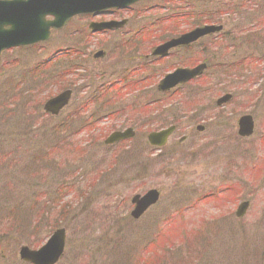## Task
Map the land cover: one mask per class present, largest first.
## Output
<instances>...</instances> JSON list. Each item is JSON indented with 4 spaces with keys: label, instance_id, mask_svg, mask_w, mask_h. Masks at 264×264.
Instances as JSON below:
<instances>
[{
    "label": "rangeland",
    "instance_id": "rangeland-1",
    "mask_svg": "<svg viewBox=\"0 0 264 264\" xmlns=\"http://www.w3.org/2000/svg\"><path fill=\"white\" fill-rule=\"evenodd\" d=\"M233 2L229 5L236 6L237 13H233L230 6L217 11L218 5H212L211 0L143 1L135 5L132 12L122 13L121 17L130 20L129 27L159 25L168 30L159 27L157 38L145 37L152 44L143 48L140 44L136 49L123 48L122 56L144 54L157 41L175 36L178 29L168 25L177 26L181 20H187L184 25L189 29L212 21L223 25L217 40H222V44H215L219 46L217 56L222 57V62L223 59L250 55L253 52L246 48L254 37L239 43V49L227 50L231 44L229 39L237 38L238 34V39H243L239 27L249 26L254 21V28L259 31L253 32L252 36L262 35L261 43L264 44V0L246 3L241 13L239 3L243 1ZM168 16H172L173 21L165 22ZM85 23L86 20L77 18L65 29L55 31L42 46L0 56V264H25L18 259L19 248L25 245L39 248L58 228L65 230V247L56 264H264V189L254 195L256 190L249 181L246 186V180L256 176L248 165L247 155L255 149L258 132L264 131V111L261 108L252 111L256 131L248 139L236 138V130L227 132L218 127L216 131L203 134L190 133L177 114L182 111L191 114V109L198 104L194 106L182 96L159 101L156 92L148 91L154 93L135 98L124 95L122 106H118L121 111L112 116L103 118L106 111H93L92 121L82 128L85 129L82 133H74L76 127L73 125H68L70 130L65 132L62 128L67 124L59 125L73 108L65 109L56 119L44 115L41 105L46 93H38L36 89L47 88L51 94V84L56 79L48 81L45 76H32L42 72L33 66L55 50L69 46V57L57 60L56 68L58 72L60 69L72 70L74 75L59 77L60 88L74 81L76 86L91 84V81L98 85L101 76L95 74L100 75L108 59L93 60L90 56L96 50L106 49L108 40L99 35L91 37L88 43L74 40L71 33L75 29L81 30ZM114 42L115 39L112 45L117 46L118 42ZM84 46L85 55L74 53V49L83 50ZM112 48L118 54L119 48ZM197 55L198 47H193L188 55L190 65L196 64ZM12 56L24 59L9 64L7 61ZM68 61L71 65L66 69ZM171 61L162 62V74ZM76 66L84 68L76 70ZM27 68L29 76L19 75ZM221 71L224 74L228 68L222 66ZM93 74L94 79H87ZM185 88L187 95L184 96L190 95L193 100L198 97L197 85ZM148 103L152 104L146 105ZM162 106L170 107L160 112ZM34 110L42 114L39 120L36 115L34 121L31 115ZM196 116L197 111H193L192 118ZM175 122L180 125V131H175L169 138L166 151L172 153L175 148L169 144L188 134L193 141L184 144L187 150L181 148L172 154L163 150L153 152L145 141L146 134ZM127 127L135 130L133 138L104 148L103 140L110 132ZM86 135L92 137L91 141L86 140ZM217 136L227 139L209 143ZM208 148H215L214 153ZM242 158H246V162ZM229 162L232 163L230 167ZM227 168L233 170L236 183L243 185L236 194V203L226 202L231 198L228 193H221L219 201L193 200L199 194L194 193V189L214 190ZM150 188L160 191L159 202L152 205L143 219L137 222L127 219L130 198ZM49 198L52 207L47 205ZM243 199L249 200L250 206L242 218H237L234 212ZM36 203L42 206L43 213L36 214ZM219 214L230 218L217 216ZM149 221L155 222L150 224ZM181 222L191 228L203 223L196 229L201 239L187 241L189 226ZM31 223L36 224V229Z\"/></svg>",
    "mask_w": 264,
    "mask_h": 264
},
{
    "label": "flooded vegetation",
    "instance_id": "flooded-vegetation-1",
    "mask_svg": "<svg viewBox=\"0 0 264 264\" xmlns=\"http://www.w3.org/2000/svg\"><path fill=\"white\" fill-rule=\"evenodd\" d=\"M141 3V2H139ZM136 3L135 5L139 4ZM135 5L124 9V10H118V9H109L106 10L100 14H87V15H79L76 17H73L69 22H73L75 19L79 18L81 20H86V23L82 25L81 30H74L73 33H71L72 38L74 40L78 39L79 42L85 41L88 43V40L93 36H100L104 37L106 40V49L102 50H96L92 53L91 58L93 60H98L101 58H105L104 60L108 59V62L106 65L102 66V71L100 72V75L97 73L95 76H101V82L96 85L93 84L91 81L90 83H86L84 85L76 86L75 83H72V93L70 97V105L69 108H73L74 115L73 118H75L78 122H84L88 123L92 121V115L93 111H106V115L103 118L108 117L109 115L112 116V113L121 111L122 106V98L124 95H133L135 97L140 96L141 94H147L149 96L148 91H154L157 94H166L167 96H184L187 95L186 88L188 86L189 82L182 83L178 85L173 90H170L166 93H160L156 90L155 87V78L162 76V70L160 65L162 62L168 61V59H172L171 62L166 66L167 71H171L176 67H187L188 66V55L190 46H178L175 48H172L168 52L167 57H152L150 55V52L152 49H154L156 46L166 42V40L172 38L169 37L166 40L157 41L156 44H153V47L149 49L148 52L141 54L139 53H133V56L129 57H123L122 54L124 52V49H130V48H140V44L142 45V48L144 46H148L149 44H152L148 42L147 37L154 36L158 37L159 34V27H164L166 30V26H155L152 25L149 28L145 26H137L134 28L129 27L128 23L130 20L126 17H121L122 13L125 12H132ZM103 17H106V19H102ZM126 19V23L124 25H120L114 29H105L100 32L96 31L93 32L90 29V25H92V22H102V21H108V20H122ZM68 25H66L67 27ZM64 27L63 29H65ZM172 27V26H171ZM125 28V31L123 29ZM173 29H178L177 34L175 36L180 35L183 32H187L189 29L187 26L181 25V27H172ZM62 29V30H63ZM161 34V33H160ZM219 33L210 34L207 36L202 37L201 39L197 40L192 44L196 45L198 47V59L199 62L205 63V68L203 72L197 77V91H198V98H199V104H198V110H197V116L192 118V112L191 114H188L186 111H182L179 114H177V118L180 121H184L185 126L189 129L187 132L194 133V129H192V126L194 123H200L201 130L199 133L203 134L205 131L211 132L212 130L216 131L217 127H224L229 128V130L236 128L237 130V119L241 112H245L247 114L252 115V111L256 108H261L264 111V47L260 51L258 43L254 40L250 43L249 47L247 49H250V52H253L248 57V64L246 67V82L244 85L246 90H242L237 88V86H241L243 84L242 80L235 78L232 79L230 77H224L225 75H222L221 67H229V63L223 59V62L221 61L222 58L215 55V51L212 50V46L215 44V39L218 37ZM146 37V38H145ZM174 37V36H173ZM113 39H115V42H118L117 46L112 45ZM111 40V42H110ZM200 41V42H199ZM248 42V41H247ZM77 43V42H75ZM263 44V43H261ZM264 45V44H263ZM87 46V45H86ZM86 46L83 47V50L80 48L74 49V53H79L80 56L85 55L83 54L84 49ZM116 47V49L119 48L116 52L118 54L114 53V49L112 48ZM67 47V46H66ZM65 47V48H66ZM209 49V50H206ZM215 50L218 51L217 47H215ZM229 50V49H227ZM98 51L102 52L101 57L95 56V53ZM89 54L91 51L89 50ZM261 54V55H260ZM121 56V59H116V57ZM123 62V64H121ZM84 68V66L79 67ZM78 68V69H79ZM86 69V68H85ZM154 70V75L152 74V71ZM166 71V72H167ZM141 72V73H140ZM86 75H89V73H86ZM223 76V77H222ZM94 79V74L87 77ZM141 81L148 82L152 81V84L150 87L146 88V85L144 88L141 87ZM151 89V90H148ZM246 93L245 95V104L241 101L242 95L241 92ZM153 92V93H154ZM230 93L231 94V100L228 102L222 104L220 107H217L215 105V96L220 93ZM152 93V94H153ZM82 94L84 96H82ZM218 98V97H217ZM127 99V98H125ZM124 99V100H125ZM73 100V102H72ZM128 100V99H127ZM73 105H72V103ZM243 106V108H242ZM241 109H244V111H241ZM91 110V111H90ZM85 111H90L89 113H86ZM102 120V118L100 119ZM222 123V124H221ZM264 124V122H262ZM173 125L174 131L169 136V138L174 134L175 131H178L180 129V125L175 122ZM256 131V127L254 124V129L252 135L246 137L245 139L251 138ZM208 133V132H207ZM185 139H190L188 134H186ZM168 138V140H169ZM217 139H221L220 137H212L209 143H214ZM242 138V137H240ZM177 140L173 142L172 144H169L170 147H178L184 148L187 150V142H192L193 139L190 140ZM226 139V137H224ZM259 141L261 140V147L264 151V131L258 132L257 138ZM168 140L166 144L161 147L160 149L156 150L153 149V152L160 150L166 151V145L168 143ZM186 142H185V141ZM185 143H184V142ZM215 149V148H213ZM209 152H212V150H209ZM168 153V152H167ZM169 154V153H168ZM169 156V155H168ZM262 159H264V154H262ZM233 180L232 178V171L228 170L224 174L221 180H217L218 185H216L217 189H220L223 184L231 183ZM227 190V188H225ZM144 193V192H142ZM228 202H234V198H228ZM132 207V206H131ZM152 207V206H151ZM147 208L142 215L137 219H131L129 213L126 212L128 218L131 221L137 222V220L143 219V215L151 208ZM127 209V207H126ZM151 221V220H150ZM149 221V222H150ZM163 221V220H161ZM160 221V222H161ZM155 221H152L150 223H153Z\"/></svg>",
    "mask_w": 264,
    "mask_h": 264
},
{
    "label": "water",
    "instance_id": "water-1",
    "mask_svg": "<svg viewBox=\"0 0 264 264\" xmlns=\"http://www.w3.org/2000/svg\"><path fill=\"white\" fill-rule=\"evenodd\" d=\"M134 1L136 0H0V51L13 46L46 40L50 28L60 29L75 14L98 13L110 7L123 8ZM46 16H52V20H46ZM105 24L102 23V25ZM91 27H94L95 30L101 26L93 24ZM220 29L221 26L214 25L195 28L179 38L169 40L158 46L153 54L164 55L171 47L189 44L202 35ZM202 68L203 65L201 64L192 69H176L161 80L159 88L168 89L179 82L188 80L196 76ZM69 94V91L66 90L49 99L44 104V109L52 114L57 113L67 103ZM227 98L228 96H224L219 101ZM238 126L240 135H249L252 130L250 116L241 117L238 120ZM169 132L170 129L150 133L148 140L152 144L162 145ZM129 134V130L113 132L105 140V143L123 139ZM157 197L158 192L156 190H149L141 198L133 197L132 202L135 203L132 211L133 216H139L145 208L156 202ZM64 239V229H56L40 248L32 250L27 246H22L19 250V256L22 260L32 264H54L62 255Z\"/></svg>",
    "mask_w": 264,
    "mask_h": 264
},
{
    "label": "trees",
    "instance_id": "trees-1",
    "mask_svg": "<svg viewBox=\"0 0 264 264\" xmlns=\"http://www.w3.org/2000/svg\"><path fill=\"white\" fill-rule=\"evenodd\" d=\"M243 2H242V4L241 3H239V8H240V13H241V10L242 9H244V7H245V4L247 3V4H249V2L251 1H247V0H242ZM211 2H212V5H218V7H217V11H221V7H229L230 5V3L232 2V4L234 3L233 2V0H217V1H214V0H211ZM253 2H255V0L253 1ZM231 4V5H232ZM230 7H232V6H230ZM232 11H233V13H237V12H239V9L236 7V6H234V7H232ZM232 13V14H233ZM239 13V14H240ZM228 15H230L229 13H228ZM245 32V31H244ZM30 91V90H29ZM31 115H33L34 116V121H35V117H36V115H37V117H36V120H39L41 117H42V114H37V110H34L32 113H31ZM69 118H67L64 122H62L60 125H59V127H61L62 125H64V124H67L66 126H64L62 129H64V131L66 132V131H69L70 129H69V127H71V126H68V125H70V124H68L69 123ZM55 128H58V127H55ZM50 199L51 198H49V200L47 201V205H49L50 207H52V205L49 203V201H50ZM36 206V208H37V210H36V214L39 212V213H43L44 212V210H43V208H42V206L39 204V203H36L35 205H34V207ZM32 224V226H33V228H35L36 229V224L35 223H31Z\"/></svg>",
    "mask_w": 264,
    "mask_h": 264
},
{
    "label": "bare ground",
    "instance_id": "bare-ground-1",
    "mask_svg": "<svg viewBox=\"0 0 264 264\" xmlns=\"http://www.w3.org/2000/svg\"><path fill=\"white\" fill-rule=\"evenodd\" d=\"M143 1H147V0H136V1H134V2H143ZM111 8V7H110ZM110 8H107V9H110ZM106 9H103V10H101V11H105ZM76 16H79V14H75V15H73L72 17H76ZM70 24V23H69ZM60 28H64V25L62 26V27H60ZM58 28H56L55 30H57ZM54 30H52L51 28L49 29V34L50 33H52ZM9 52H12V50H7L6 51V54L7 53H9Z\"/></svg>",
    "mask_w": 264,
    "mask_h": 264
}]
</instances>
